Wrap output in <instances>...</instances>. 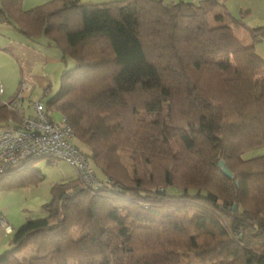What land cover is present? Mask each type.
Listing matches in <instances>:
<instances>
[{
    "label": "trees",
    "instance_id": "16d2710c",
    "mask_svg": "<svg viewBox=\"0 0 264 264\" xmlns=\"http://www.w3.org/2000/svg\"><path fill=\"white\" fill-rule=\"evenodd\" d=\"M245 13L231 16L220 0L0 8V20L73 60L58 90H45V110L66 117L103 181L52 183L45 215L11 232L0 264H264V154L244 155L264 145V58L254 50L264 26ZM20 120L0 103V128ZM38 158L0 173V192L39 184Z\"/></svg>",
    "mask_w": 264,
    "mask_h": 264
},
{
    "label": "crops",
    "instance_id": "0c3cea01",
    "mask_svg": "<svg viewBox=\"0 0 264 264\" xmlns=\"http://www.w3.org/2000/svg\"><path fill=\"white\" fill-rule=\"evenodd\" d=\"M48 1L50 0H20V7L23 10H28ZM79 1L81 3L95 4L114 2L117 0ZM7 2L8 0H0V8ZM220 2L221 8L225 9L231 16L239 18L241 12H246L242 17L245 23L250 26H264V0H220ZM239 36L245 43H248L246 33L241 31L239 32ZM48 42V38L44 35L36 38L27 37L11 22L0 20V84L2 86L0 103L5 104L13 98L20 91L22 83L30 85L28 90H22V98L19 100L18 106L15 109L21 118L34 113V102H42L41 98H32L35 87L44 96L46 95L45 90L47 88H50L49 93L53 94L54 92L51 86L52 79L58 73H61L63 69L71 67L74 64L72 59L63 57L60 49L50 45ZM254 50L258 56L264 58V41L255 43ZM25 109L29 114H25ZM50 112L47 111L50 118L53 119ZM48 162V165H51V167H48L45 173L42 172L45 177L39 184L22 187L28 190V192L14 193V196L17 197L16 200L21 203V211L19 213L21 219H27V212L34 210V213H36L37 210L43 209V205L50 198L49 188L52 183L76 177L75 171L64 161L49 158ZM44 181L46 183H43ZM32 188L35 190L32 191ZM10 204L12 203H8V205ZM8 205L0 206V216L4 218L5 216H11L7 208ZM24 221L21 220L20 223ZM8 224L14 230V225L11 222H8ZM2 233L6 234L0 227V238L4 236Z\"/></svg>",
    "mask_w": 264,
    "mask_h": 264
},
{
    "label": "built area",
    "instance_id": "2783aa9c",
    "mask_svg": "<svg viewBox=\"0 0 264 264\" xmlns=\"http://www.w3.org/2000/svg\"><path fill=\"white\" fill-rule=\"evenodd\" d=\"M30 85L22 83L20 91L5 104L16 109L22 90ZM2 86L0 84V93ZM34 113L10 123L0 130V173L17 165L27 157H48L67 163L77 178L88 188H98L103 181L95 174L86 156L74 145L73 132L65 116L59 122L50 118L41 101L34 102ZM0 226L6 234L12 227L0 216Z\"/></svg>",
    "mask_w": 264,
    "mask_h": 264
},
{
    "label": "rangeland",
    "instance_id": "374dc122",
    "mask_svg": "<svg viewBox=\"0 0 264 264\" xmlns=\"http://www.w3.org/2000/svg\"><path fill=\"white\" fill-rule=\"evenodd\" d=\"M166 1H169V0H166ZM218 10V9H217ZM216 10V11H217ZM71 66V65H70ZM60 74L61 73H58L56 75V77L54 79H52V90L53 92H55L58 87H59V83H60ZM48 95H42V93L38 90L37 87H35L33 93H32V98L33 99H38V98H41L42 99V102L45 104L47 99H48ZM24 107L26 108V105L24 104ZM26 113L25 114H29L28 111L25 109ZM50 115L52 116L53 120L56 121V122H59L62 115L61 113L58 111V110H55V109H51L50 110ZM137 116L138 117H141V118H145V119H148L151 117V114L149 112H146V111H140L137 113ZM119 154H120V157H121V162L126 166L128 167L130 170L133 169L134 167V161H132V159L130 158V155L128 153L127 150H120L119 151ZM260 154H264V145L262 146H259V147H256V148H253L251 150H249L248 152H246L244 155L246 157H253V156H257V155H260ZM48 157H41V158H38V162L36 161V164H35V167L37 168H40L41 171L43 173H45L48 169V167H51V165H48ZM139 168H141V166H139ZM99 174V172H98ZM43 183H46V181H44ZM13 189V190H12ZM12 189H9V190H4L2 192H0V206L2 205H8V203H12L10 205L7 206L8 208V211H10L11 213V216H5L6 220L10 223H12L14 225L13 229H15L18 225H20L21 223V220H27L29 218H33V217H39V216H44L45 215V211L44 209H40V210H37L36 213H34V210H32L31 212H33L32 214H29L31 212H27V219H21V217H19V213H20V204L19 203L20 201H17L16 200V196H14V193L15 192H28V190H25L23 189L22 187H16V188H12ZM169 189V188H168ZM35 190L32 188V191ZM8 191V192H6ZM46 193H48L46 191ZM17 202H15V201ZM1 227V226H0ZM3 234V233H2ZM12 234V233H11ZM11 234L7 235V234H3L4 236L0 238V254L6 250L7 248H9V238L11 236Z\"/></svg>",
    "mask_w": 264,
    "mask_h": 264
},
{
    "label": "water",
    "instance_id": "95a60500",
    "mask_svg": "<svg viewBox=\"0 0 264 264\" xmlns=\"http://www.w3.org/2000/svg\"><path fill=\"white\" fill-rule=\"evenodd\" d=\"M218 167L222 170L223 174H224L226 177H231V176H232L231 171L225 166L224 161L219 160V162H218Z\"/></svg>",
    "mask_w": 264,
    "mask_h": 264
}]
</instances>
